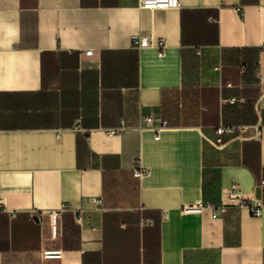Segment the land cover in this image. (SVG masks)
<instances>
[{"label":"crops","instance_id":"crops-1","mask_svg":"<svg viewBox=\"0 0 264 264\" xmlns=\"http://www.w3.org/2000/svg\"><path fill=\"white\" fill-rule=\"evenodd\" d=\"M263 178L264 0H0V264H264Z\"/></svg>","mask_w":264,"mask_h":264},{"label":"built area","instance_id":"built-area-1","mask_svg":"<svg viewBox=\"0 0 264 264\" xmlns=\"http://www.w3.org/2000/svg\"><path fill=\"white\" fill-rule=\"evenodd\" d=\"M226 0H222V2H225ZM180 4V0H140V6L146 7V8H156V7H178ZM136 40V43L140 45V39L139 37H134ZM164 47L165 43L164 41H160V54L164 53ZM84 53L86 55H92L93 50H85ZM146 120L148 122L152 121L153 118L151 116L146 117ZM169 124V121L167 119H162L161 123L155 127L157 130L156 137H159L160 130L167 126ZM215 131L217 134V138L212 141V145L216 147L217 149H222L225 147L226 143L224 141V135L231 134L234 135L237 132L243 133L245 131L244 125L241 124H232V123H219L215 127ZM262 135V129L260 125H257L254 137L256 139H259ZM147 168H145L142 164V161L140 158L136 160L135 167H134V175L137 177H142L146 174ZM260 185L264 187V178L261 179ZM241 199V192L239 189V186L236 183H233L228 188L222 190V202L221 205L217 206L214 203L210 201H206L204 199H200L195 207L188 208L189 210H199L202 208L203 205H209L213 208V216L217 217L221 212H224L226 209L227 204L230 201L234 200H240ZM242 203H247V200H241ZM263 213V204L261 202H258L255 206L252 208V214L255 216H260ZM38 214L35 213V216ZM46 256L48 257H60L61 256V250H48L46 251Z\"/></svg>","mask_w":264,"mask_h":264},{"label":"rangeland","instance_id":"rangeland-1","mask_svg":"<svg viewBox=\"0 0 264 264\" xmlns=\"http://www.w3.org/2000/svg\"><path fill=\"white\" fill-rule=\"evenodd\" d=\"M217 193V170H213L211 171V175H210V194L208 196V198L210 200L215 199V195Z\"/></svg>","mask_w":264,"mask_h":264},{"label":"trees","instance_id":"trees-1","mask_svg":"<svg viewBox=\"0 0 264 264\" xmlns=\"http://www.w3.org/2000/svg\"><path fill=\"white\" fill-rule=\"evenodd\" d=\"M263 201H264V199H263Z\"/></svg>","mask_w":264,"mask_h":264}]
</instances>
